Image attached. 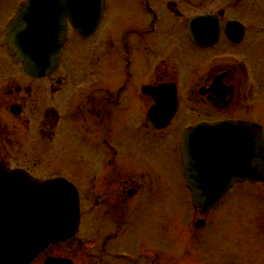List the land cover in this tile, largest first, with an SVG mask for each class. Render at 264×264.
Wrapping results in <instances>:
<instances>
[{
  "label": "flooded vegetation",
  "instance_id": "1",
  "mask_svg": "<svg viewBox=\"0 0 264 264\" xmlns=\"http://www.w3.org/2000/svg\"><path fill=\"white\" fill-rule=\"evenodd\" d=\"M23 1L0 0V162L62 177L79 197L76 232L30 264H167L166 244L139 240L164 192L152 152L173 135L184 189L185 128L241 121L264 135V0H97L77 23L64 12L62 53L43 77L9 55L8 24ZM259 177L222 199L249 185L264 204ZM193 211L191 238L213 213Z\"/></svg>",
  "mask_w": 264,
  "mask_h": 264
},
{
  "label": "water",
  "instance_id": "2",
  "mask_svg": "<svg viewBox=\"0 0 264 264\" xmlns=\"http://www.w3.org/2000/svg\"><path fill=\"white\" fill-rule=\"evenodd\" d=\"M62 4H66L74 18L77 17L81 0H28L25 16H20L22 19L12 27L10 40L13 57L22 63L23 70L30 75L46 74L58 54L60 39L56 23L59 15L52 8L57 10ZM232 125L240 128L238 123ZM227 126L223 123L206 125L185 133L182 153L190 187L196 183L194 179L192 182L197 150L196 136L200 135V141L207 140L210 144L219 143L217 137L224 140L230 137L234 140L230 131L221 133L222 129H232ZM249 129H242L240 134L243 138L241 141L246 172L255 173L253 168L257 156L264 174V143H260L259 133L250 132ZM200 143L202 142L198 145ZM207 158L204 164L212 166L211 170L215 168L212 171L218 178L211 187L213 196L208 197L203 204L205 208L218 198V194L231 183L233 177L241 176L238 174L227 178V162L225 163L223 154L211 153ZM215 164L217 166L213 167ZM199 178V182L203 181L202 186L205 185V178ZM77 207L75 190L65 180L38 181L20 172H11L0 165V264H28L44 244L72 234L77 221ZM37 208H48L49 211H54L55 208V211L51 214L54 219L50 220L49 226H39L36 233V226L39 225L36 222Z\"/></svg>",
  "mask_w": 264,
  "mask_h": 264
},
{
  "label": "rangeland",
  "instance_id": "3",
  "mask_svg": "<svg viewBox=\"0 0 264 264\" xmlns=\"http://www.w3.org/2000/svg\"><path fill=\"white\" fill-rule=\"evenodd\" d=\"M174 145L170 135L167 144L152 152V159L157 162V179L164 192L155 204L157 210L149 211L147 219L153 222H143L149 225L148 231L139 235L143 247L149 248L155 241L157 244L152 247L158 250L161 243L166 244L167 264H175L180 254L183 264H264V204L249 185L224 200L223 207L211 214L212 223L203 232L194 238L188 236L190 211L181 187ZM149 165L153 166L151 159ZM94 237L98 240L100 236Z\"/></svg>",
  "mask_w": 264,
  "mask_h": 264
}]
</instances>
